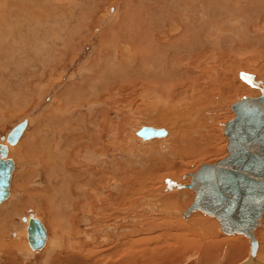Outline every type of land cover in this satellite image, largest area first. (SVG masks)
I'll return each mask as SVG.
<instances>
[{"label": "rangeland", "instance_id": "1", "mask_svg": "<svg viewBox=\"0 0 264 264\" xmlns=\"http://www.w3.org/2000/svg\"><path fill=\"white\" fill-rule=\"evenodd\" d=\"M263 21L264 0H0V143L29 121L9 158L15 170L10 198L0 204V264H247L248 238L225 235L202 212L184 217L196 195L183 177L228 155L232 106L261 96ZM193 58L200 64H184ZM193 81L203 88L181 107L197 112L164 120L167 103L180 106L171 86ZM146 126L169 135L144 142L136 132ZM79 134L95 150L90 159L76 151ZM100 171L99 193L77 196L85 172L97 179ZM123 182L131 205L126 250ZM30 214L50 237L37 251L26 238ZM262 222L254 264H264Z\"/></svg>", "mask_w": 264, "mask_h": 264}, {"label": "water", "instance_id": "2", "mask_svg": "<svg viewBox=\"0 0 264 264\" xmlns=\"http://www.w3.org/2000/svg\"><path fill=\"white\" fill-rule=\"evenodd\" d=\"M260 93L259 98H244L241 106H235V118L224 131L233 144L231 158L200 167L192 181L197 194L187 210L215 217L226 234L251 237L252 253L256 247L253 231L264 213V87ZM26 127L27 121H23L13 128L8 142L17 144ZM164 134L162 129L145 127L137 131V136L145 139ZM236 138L247 140L235 141ZM7 153V148L0 146V204L8 198L14 168L11 160L1 158ZM28 239L34 250L42 249L47 239L44 225L34 217L29 223Z\"/></svg>", "mask_w": 264, "mask_h": 264}, {"label": "bare ground", "instance_id": "3", "mask_svg": "<svg viewBox=\"0 0 264 264\" xmlns=\"http://www.w3.org/2000/svg\"><path fill=\"white\" fill-rule=\"evenodd\" d=\"M181 1V0H180ZM259 1V0H258ZM247 2V1H246ZM237 3H238V1H237ZM236 3V4H237ZM242 3V2H241ZM251 3V2H250ZM253 3V2H252ZM242 7H244V6H242ZM248 7V6H247ZM240 9V8H239ZM241 9H243V8H241ZM240 9V10H241ZM250 9V8H249ZM259 11L258 12H260V14H262V11H261V7H260V9H258ZM256 12H257V9H256ZM258 14V13H257ZM249 22V21H248ZM247 22V23H248ZM252 22H254V21H252ZM251 23V22H250ZM251 24H253V23H251ZM249 26V25H248ZM255 26H257L256 24H253L252 25V27H255ZM264 29V21H263V24H261L260 25V29ZM262 29V30H263ZM169 39V38H168ZM186 40V39H185ZM112 43V42H111ZM110 43V44H111ZM153 46V45H152ZM155 51V50H154ZM110 56V55H109ZM182 57V56H181ZM205 57V56H204ZM224 58V57H223ZM182 59H184V58H181V61H182ZM216 59V58H215ZM199 61V64H200V61L201 60H198V59H195V61H194V58L193 59H187V60H185V61H183L184 62V64H186V65H188V66H191L192 64H193V66H194V64H196V62H198ZM155 62V61H154ZM181 63L182 62H180V64H179V66H182L181 65ZM160 64V63H159ZM198 64V63H197ZM178 65V64H177ZM196 66H199V65H196ZM195 66V67H196ZM213 66V65H212ZM195 67L193 68V69H195ZM237 67V66H236ZM165 68V67H164ZM191 68V67H190ZM191 68V69H192ZM247 68V67H246ZM218 69V68H217ZM188 70V69H187ZM239 70V69H238ZM204 71V70H203ZM221 71V70H220ZM186 72V71H185ZM186 73H188V72H186ZM200 73V72H199ZM152 74H153V72H152ZM189 74V73H188ZM205 74H207V73H205ZM160 75H162V74H160ZM211 75V74H210ZM232 75V74H231ZM239 75V74H238ZM155 76H157V75H155ZM159 76V75H158ZM185 76H187V74H185ZM189 76V75H188ZM206 76V75H205ZM220 76V75H219ZM153 77V76H152ZM162 77V76H161ZM215 77V76H214ZM163 78V77H162ZM188 78V77H187ZM205 78V77H204ZM219 78H221V76L219 77ZM218 78V79H219ZM197 79V78H196ZM218 79H216L217 80V83L221 80H219L218 81ZM215 80V81H216ZM105 81V80H104ZM165 81H166V78H165ZM198 81H200V80H198ZM109 82V81H108ZM108 82H106V83H108ZM198 84H201L200 82L198 83L197 81H193L192 83H190V82H188L187 84H185V85H181V84H179V86H178V88L179 89H176V88H174V86L172 87L171 86V90L172 91H170L169 93L170 94H172V98L174 99V97L173 96H175V98H176V96L177 97H179V104H180V106H178V107H181V103L183 102V101H186V100H188L189 98H190V100L191 101H194V99H195V97H196V95L197 94H194L195 92H196V89H202L203 87H201L200 85H198ZM224 84V83H223ZM228 84V83H227ZM242 84V83H241ZM105 85V84H104ZM175 85V84H174ZM225 85V84H224ZM175 86H177V85H175ZM204 86V85H203ZM233 86V85H232ZM175 90H174V89ZM239 88H244V87H238L237 89H234V91H238L239 90ZM96 89V88H95ZM114 89V88H113ZM232 88H230L229 89V91H232L231 90ZM248 89V88H247ZM97 90H99L100 91V89H96L95 91H94V89H93V91L94 92H96ZM154 90V89H153ZM180 90V92H177V94H176V91H179ZM198 90H197V92H198ZM207 90V89H206ZM205 90V91H206ZM101 91H105V92H107V94H108V92H110L111 91V93H112V89L111 88H107V87H105V89L104 88H101ZM114 91V90H113ZM240 91V90H239ZM244 91V90H243ZM104 92V93H105ZM192 94H191V93ZM202 92V91H201ZM208 92V91H207ZM223 92V91H222ZM225 92L227 93V91L225 90ZM225 92H223V94L225 95ZM233 92V91H232ZM200 93V92H199ZM248 93V92H247ZM98 94V93H97ZM96 94V95H97ZM205 94V93H204ZM203 94V95H204ZM113 95V94H112ZM194 95V96H193ZM202 95V96H203ZM208 95V94H207ZM250 95V94H249ZM260 95V94H259ZM192 96H193V99H192ZM201 96V95H200ZM97 97V96H96ZM170 98H171V95H170ZM172 98L170 99V101L172 100ZM247 98V97H246ZM249 98H259L258 96H256V97H252V96H250ZM96 99V98H95ZM95 99H93L92 100V103H94V105H96L95 103ZM77 100H79V99H77ZM175 100L176 99H174V102H175ZM73 101V100H72ZM168 101V100H167ZM242 101L243 100H240V101H238L237 103H235L233 106H232V110H233V113H234V111H235V109H236V107H239V106H241V104H242ZM89 102V101H88ZM172 102V101H171ZM171 102L170 103H167L166 105H167V110H169L170 112H171V114L170 113H165L164 111H162L163 113H164V120L165 119H169V118H171V117H173L174 116V118H175V116H179L180 115V110H182V113L184 114L185 112L187 113V116L188 115H191L192 114V111L193 112H195L196 110H192L193 108L192 107H190V106H187L186 104L185 105H183L181 108H178L177 107V105L178 104H176V103H173V104H171ZM187 102V101H186ZM195 102V101H194ZM68 103H69V101H68ZM84 103V102H83ZM86 103V102H85ZM190 103V102H189ZM192 103V102H191ZM190 103V104H191ZM171 104V105H170ZM183 104H184V102H183ZM94 105H92V106H94ZM100 105V104H99ZM99 105H97V106H99ZM202 105V104H201ZM237 105V106H236ZM70 106V105H69ZM236 106V107H235ZM67 107H68V105H67ZM100 107V106H99ZM198 107V106H197ZM235 107V108H234ZM65 108V107H64ZM90 108V107H89ZM204 108V107H203ZM71 109V108H70ZM91 109V108H90ZM194 109H196V108H194ZM89 110V109H88ZM198 110V109H197ZM65 112H66V110H65ZM180 112V113H179ZM197 112V111H196ZM195 112V113H196ZM181 113V114H182ZM69 115H72V114H69ZM170 115H171V117H170ZM185 115V114H184ZM195 115V114H194ZM234 115H235V113H234ZM68 116V115H67ZM74 116H75V114H74ZM79 116V115H78ZM183 116V115H182ZM163 118V117H162ZM177 118V117H176ZM184 118H186L185 116H184ZM190 118H191V116H190ZM235 118V117H234ZM189 119V118H188ZM200 119V118H199ZM173 120V119H172ZM233 120V119H232ZM25 121H27V127H28V120H25ZM186 121V120H185ZM174 124V123H173ZM226 125H227V123H226ZM226 125H225V128H226ZM27 127H26V130H27ZM145 128H147V129H151V130H154V131H159L160 129H158V128H154V127H145ZM75 129V128H74ZM140 129V128H139ZM25 130V131H26ZM164 132H165V134L163 135V136H157V137H152V138H148V139H145V138H142V137H139V138H141V140L142 141H144V142H147V141H152V140H156V139H158V138H167L168 137V135H169V132H166L165 130H163ZM74 132V131H73ZM79 132V131H78ZM25 133V132H24ZM137 133V132H136ZM24 135V134H23ZM23 135H22V137H23ZM73 135V134H72ZM78 135V134H77ZM80 136L78 137H74V139H77V144H76V147H77V150L76 151H78V150H82L83 152H85L86 154H88V156H89V154L91 155V154H93L94 152H95V150L93 149V147H90V146H88V145H85V144H82L81 143V140L84 138V136L82 137V135L81 134H79ZM21 137V138H22ZM100 137L101 138H103V134H101L100 133ZM21 138L19 139V141L21 140ZM156 138V139H155ZM228 138V137H227ZM67 140V139H66ZM70 140V139H69ZM159 140V139H158ZM247 139L245 138L243 141L242 140H240L239 138H236L235 139V141H241V142H245ZM18 141V142H19ZM71 143H72V141H71ZM0 146L1 147H6L7 148V150H8V153H7V156L6 157H1L3 160H11V159H9V158H11V154H12V150L14 149V147H16V146H18V145H12V144H10L9 142H8V136L7 137H3V142L2 143H0ZM16 149H19V148H16ZM36 149V148H35ZM86 149V150H85ZM87 149H89L90 151H88ZM232 149H233V144H232V141H230L229 139H228V146H227V151H228V155L224 158V159H222V160H220L219 162H221V161H224V160H226V159H229V158H231V155H232ZM85 150V151H84ZM18 152H19V150H17ZM17 151L15 152V153H17ZM36 151V150H35ZM74 152H76L75 150H73ZM105 152V151H104ZM97 154H100V153H97ZM96 154V155H97ZM106 155V153H104L103 154V157ZM100 156V155H99ZM92 157V156H91ZM93 158V157H92ZM101 158V157H100ZM99 158V159H100ZM89 159H90V156H89ZM94 159V158H93ZM92 159V160H93ZM231 160V159H230ZM13 163H14V161L13 160H11ZM45 161V160H44ZM88 161V160H87ZM100 162H101V159H100ZM219 162H217V163H219ZM88 163H90V161L88 162ZM94 163V162H93ZM97 163H99V161L98 162H96L95 164H93V166L94 167H97ZM92 164V163H91ZM103 165H104V163H102ZM214 164H216V163H214ZM214 164H203V165H208V166H212V165H214ZM90 165V164H89ZM203 165H201V166H203ZM101 166V165H100ZM200 166V167H201ZM200 167H199V169H200ZM14 170H15V164H14V168H13V170H12V176H11V180H10V188H9V195H8V198L5 200V201H7L9 198H10V195H11V184H12V178H13V173H14ZM77 168H75V171H76V173H77ZM84 170H91V168H89V167H87V168H85ZM119 170V169H118ZM224 171H228V169H226V170H224ZM197 172V171H196ZM195 172V173H196ZM86 173V176H88V179L87 180H85V181H83V183L82 184H80L79 183V186H77L76 188H75V190H74V192L77 194V196H83V195H86L87 193H88V189H92L91 191H92V193L93 194H95V195H97L98 193H99V184L98 183H102L101 182V174H102V172L100 171V176L96 179V178H94V177H92V174H90L89 172H85ZM123 173L124 174H126V172H124L123 171ZM195 173H192V174H190L189 176H185V177H183L185 180L187 179V178H191V181H190V185H188V186H185L186 188H189V189H191L194 193H195V195L197 194V192H196V190H195V186L193 187L192 185V181H193V176L195 175ZM127 176V175H126ZM126 176H124V178L126 177ZM77 178L74 176L73 178H71V179H69L66 183H69V185H70V182L71 181H73V180H76ZM109 179V178H108ZM127 179V178H126ZM89 180H91L90 182H89ZM115 182H116V180H115ZM120 182V181H119ZM124 182H125V180H124ZM122 183L121 184V188H120V191H121V198H122V200H123V202H122V207H121V211H122V216H121V219L123 220V222H124V225L123 226H121V230H122V232H123V234L124 235H121V236H123V240H122V244H121V246L123 247V249L124 250H126L125 248V246L127 245V243H128V239H127V237H128V231H127V229H128V224H127V220H128V207L129 206H131V205H129V200H128V191L126 190L127 189V184L126 183ZM92 184L95 186V187H93L92 186ZM114 185H116V183L114 184ZM113 185V186H114ZM118 185V184H117ZM117 185H116V188L114 189V190H116L117 189ZM129 185V184H128ZM176 184H173V186H175ZM107 186H108V189L112 186H110V184H109V182L107 183ZM130 186V185H129ZM128 186V187H129ZM94 188V189H93ZM112 189V188H111ZM118 190V189H117ZM13 191V190H12ZM66 191H67V193L69 194V196H70V198H71V195H70V189H69V187L67 186L66 187ZM102 192H104V189H103V191ZM91 192H90V194H92ZM116 193V192H115ZM65 194V193H64ZM68 194H66L65 196H67ZM107 195H109V194H107ZM93 197V196H92ZM86 198V197H85ZM72 200V199H71ZM96 200H98V199H96ZM4 201V202H5ZM68 201V200H67ZM66 201V202H67ZM3 202V203H4ZM108 202V201H107ZM98 203V202H97ZM2 204V203H1ZM71 205H73V208L75 209V210H77L78 209V206H77V204H73L72 203V201H71V203H70ZM88 204V203H87ZM99 204H101L100 202H99ZM114 204H116V203H114ZM131 204V203H130ZM96 205V204H95ZM102 205V204H101ZM111 205H112V203H110V206L109 207H111ZM66 206V205H65ZM69 206V205H68ZM90 206V205H89ZM67 207V206H66ZM89 208V207H88ZM131 208V207H130ZM80 210H82V211H86V209H85V207H80L79 208ZM90 209V208H89ZM115 209H117V208H115ZM154 209V208H153ZM65 210V209H64ZM70 210V209H69ZM72 210V209H71ZM187 210L188 209H186V211L184 212V217L185 218H188L191 214H193V213H195V212H200V211H195V212H191V213H187ZM64 212V211H63ZM95 212H97V211H95ZM89 213V212H88ZM91 213V212H90ZM187 213V214H186ZM117 214V213H116ZM186 214V215H185ZM59 215V214H58ZM98 215V214H97ZM205 215H207V214H205ZM69 216V215H68ZM83 216H85V215H83ZM208 216V215H207ZM264 216V213H263V215H262V218H264L263 217ZM32 217H34V218H36V219H38L39 220V218H37V216H35L34 214H30L29 215V221H28V226H27V229H26V238H27V243H28V245H29V247H30V249L32 250V251H37V250H34L32 247H31V245H30V242H29V239H28V227H29V223H30V221H31V219H32ZM91 217V216H90ZM209 217H211V218H214L213 219V221L211 222L210 221V218H208V219H202V218H200V219H202V220H200L199 219V222L201 221L202 222V224H204V225H207V227L209 226L208 224H209V222H211V223H213L212 224V226H214L215 228H218L221 232H223L222 230H221V226H220V223H219V221L215 218V217H212V216H209ZM67 218V217H66ZM77 218V217H76ZM85 219V217H82V219ZM262 218L259 220V223L257 224V226L255 227V229H254V231H253V236H254V239H255V242H256V247H255V251L252 253V252H250L251 254H250V257H249V259H248V261H247V264H254V261H256V254L258 253V251H259V243H258V239H257V236H256V233H257V230L259 229V227L262 225ZM78 219V218H77ZM117 218H115V220H116ZM25 220H26V218H24L23 219V221L25 222ZM81 220V219H80ZM85 220H87V218L85 219ZM204 220V221H203ZM77 221V220H76ZM83 222H84V220H82ZM91 222V221H90ZM198 222V221H197ZM200 222V223H201ZM43 224V223H42ZM70 224H71V222H70ZM83 224V223H82ZM218 224V225H217ZM211 225V224H210ZM72 226V225H71ZM87 226V225H86ZM115 226V225H114ZM118 226L119 225H116L115 227H114V229H116V228H118ZM113 227V226H112ZM45 228V227H44ZM213 228V227H212ZM211 228V229H212ZM76 229H77V227H76ZM119 229V228H118ZM208 230H209V228H207ZM210 229V230H211ZM45 230H46V228H45ZM106 230V229H105ZM209 230V231H210ZM80 231V230H79ZM127 231V232H126ZM2 233V232H1ZM67 233V232H66ZM65 233V234H66ZM224 233V232H223ZM209 234H210V232H209ZM212 234V233H211ZM210 234V235H211ZM225 235H227V236H230V237H233V236H235V237H237L238 235H240V236H244V237H246V238H248L249 239V241H250V246H251V237H249V236H247V235H244V234H238V233H233V234H226V233H224ZM46 235H47V239H46V242H45V244H44V246L43 247H45V246H47L48 245V241H49V239H50V237H48V234H47V230H46ZM75 235V234H74ZM77 235V234H76ZM80 235V234H79ZM117 235V234H116ZM126 235H127V237H126ZM237 235V236H236ZM64 236V235H63ZM88 236V235H87ZM96 236V235H95ZM240 236H238V237H240ZM65 237V236H64ZM86 237V236H85ZM4 235H2V234H0V248H4V247H6V246H4L3 247V244H5L3 241H4ZM81 238H82V236H81ZM234 238V237H233ZM90 239V238H89ZM236 239V238H235ZM59 240V239H58ZM95 240V239H94ZM61 241V240H60ZM88 241V240H87ZM90 241V240H89ZM92 241V240H91ZM108 241V240H107ZM234 241V240H233ZM94 242V241H93ZM27 243H25V244H27ZM60 243V242H59ZM96 243H98V244H100V242H96ZM103 243H104V241H103ZM238 243H240L239 242V240H237L236 239V241H234L233 243H231L232 245H230V247L232 248L231 249V251H233V249H236V247H234V246H238ZM18 244V243H17ZM6 245V244H5ZM19 245V244H18ZM52 245H54L53 243H52ZM2 246V247H1ZM21 246V245H20ZM112 247H115L114 245H111ZM120 246V245H119ZM128 246V245H127ZM15 247H16V249H18L17 248V246L15 245V244H13V248L15 249ZM50 247V246H49ZM53 247V246H52ZM229 247V246H228ZM5 249V248H4ZM29 249V248H28ZM27 248H26V250H28ZM51 250H52V248H50ZM251 249V248H250ZM264 249V248H263ZM3 250V249H2ZM24 250H25V248H24ZM23 251V250H22ZM53 251V250H52ZM20 252V251H19ZM48 252V251H47ZM55 252V251H54ZM263 252V251H262ZM53 253V252H52ZM124 253V252H123ZM123 253H122V255H123ZM261 253V252H260ZM49 254V253H48ZM125 254V253H124ZM50 255V254H49ZM83 255V254H82ZM125 256V255H124ZM257 257H258V255H257ZM122 260V259H121Z\"/></svg>", "mask_w": 264, "mask_h": 264}]
</instances>
